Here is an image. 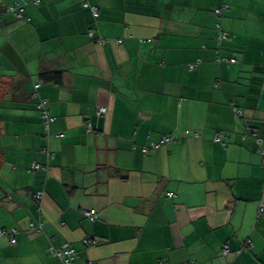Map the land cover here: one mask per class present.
Here are the masks:
<instances>
[{
    "label": "crops",
    "instance_id": "0c3cea01",
    "mask_svg": "<svg viewBox=\"0 0 264 264\" xmlns=\"http://www.w3.org/2000/svg\"><path fill=\"white\" fill-rule=\"evenodd\" d=\"M14 1L0 0V264H64L50 250L65 244L73 264H264V0H88L98 19L82 0H25L19 19Z\"/></svg>",
    "mask_w": 264,
    "mask_h": 264
},
{
    "label": "built area",
    "instance_id": "2783aa9c",
    "mask_svg": "<svg viewBox=\"0 0 264 264\" xmlns=\"http://www.w3.org/2000/svg\"><path fill=\"white\" fill-rule=\"evenodd\" d=\"M37 2H39L37 0ZM82 6L84 8L90 9L92 12V15L95 19H98L100 17V9L97 6H92L90 5V3L88 2V0H82ZM229 8V6L224 3L221 7L217 8L215 10V14L220 17L223 14V11L227 10ZM9 10L15 14V16L19 19H22L23 13H24V1L23 0H19L17 1L14 5L10 6ZM217 31H218V36H217V40L219 43L228 41V34L226 32H224L221 28L220 25L217 26ZM89 37L96 41L98 44H103L104 43V39L102 38H96L95 37V32L94 31H90L89 32ZM219 61H224V62H229L230 64H235L237 61L235 59H231V60H227V59H219ZM198 67V64H192L189 66L190 70H195ZM40 85L38 84L36 86V88H39ZM39 108L41 109V113H42V118L44 120V125L46 128H48L52 118L49 116V113L47 111V109L45 108V103L41 102L39 104ZM107 112V108L105 107H100L98 110V116H102L105 115ZM235 112L237 115H241L242 111L239 110L238 108H235ZM246 130L248 132H251V128L249 126L246 127ZM88 131L90 132L91 129L89 128ZM186 135H188V133H186ZM196 137L198 138L199 135H196ZM223 138H225V136H223V133L217 134L214 138V141L217 143H221L223 142ZM175 139L172 137H163L161 139V141L159 143H153L152 146L150 148L152 149H159L161 146L167 144V143H171L173 142ZM150 148H144V152L147 153L148 150ZM49 159H53V155H49ZM45 168H43L42 166H40L39 164L34 163L32 165L31 170L32 171H37V170H44ZM43 194L42 193H38L36 194V199L37 200H41L42 199ZM264 214V201H262L260 203L259 209H258V218ZM84 215L92 222H94L95 220H97L99 218L98 213L96 210L92 209V210H86L84 211ZM16 234V230H12L11 232V239H10V243L12 245H16L17 244V240L14 237ZM5 236H9L8 232L6 230H0V237H5ZM90 243V242H88ZM51 254L54 256H57L59 258L62 259V261L64 262V264H73L74 260L77 257V253L76 251L69 245V244H65L64 246H62V248L60 249H51ZM224 253L228 254L230 253V249L229 247H225L224 249Z\"/></svg>",
    "mask_w": 264,
    "mask_h": 264
},
{
    "label": "trees",
    "instance_id": "16d2710c",
    "mask_svg": "<svg viewBox=\"0 0 264 264\" xmlns=\"http://www.w3.org/2000/svg\"><path fill=\"white\" fill-rule=\"evenodd\" d=\"M17 1H19V0H15L13 3H12V5H14ZM24 1V8H25V4H26V1L25 0H23ZM11 5V6H12ZM10 8V7H9ZM8 8V9H9ZM14 14V13H13ZM15 15V14H14ZM89 36V35H88ZM229 39V38H228ZM225 42H227V41H225ZM222 43H224V42H222ZM220 59H226V58H220ZM227 60H230V59H227ZM237 61V60H236ZM219 62H224V61H219ZM227 63H229V62H227ZM237 63V62H236ZM230 64V63H229ZM56 76H59V74H56V75H53V74H47V75H44L43 77H44V79H48V80H59L58 78H56ZM37 86V85H36ZM41 110V109H40ZM252 131V130H251Z\"/></svg>",
    "mask_w": 264,
    "mask_h": 264
},
{
    "label": "rangeland",
    "instance_id": "374dc122",
    "mask_svg": "<svg viewBox=\"0 0 264 264\" xmlns=\"http://www.w3.org/2000/svg\"><path fill=\"white\" fill-rule=\"evenodd\" d=\"M186 136V135H185ZM195 137H196V135H195ZM197 138V137H196Z\"/></svg>",
    "mask_w": 264,
    "mask_h": 264
}]
</instances>
